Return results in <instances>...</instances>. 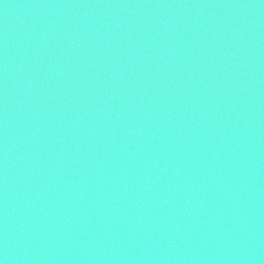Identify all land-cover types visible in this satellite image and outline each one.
Listing matches in <instances>:
<instances>
[{
  "label": "water",
  "instance_id": "obj_1",
  "mask_svg": "<svg viewBox=\"0 0 264 264\" xmlns=\"http://www.w3.org/2000/svg\"><path fill=\"white\" fill-rule=\"evenodd\" d=\"M0 264H264V0H0Z\"/></svg>",
  "mask_w": 264,
  "mask_h": 264
}]
</instances>
